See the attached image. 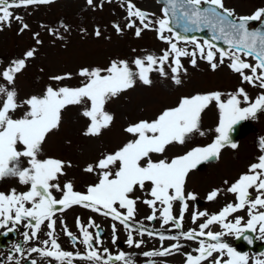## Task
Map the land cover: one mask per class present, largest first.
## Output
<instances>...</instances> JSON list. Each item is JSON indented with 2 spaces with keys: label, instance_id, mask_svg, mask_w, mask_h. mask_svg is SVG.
Wrapping results in <instances>:
<instances>
[{
  "label": "snow or ice",
  "instance_id": "6c2138e0",
  "mask_svg": "<svg viewBox=\"0 0 264 264\" xmlns=\"http://www.w3.org/2000/svg\"><path fill=\"white\" fill-rule=\"evenodd\" d=\"M52 2L53 0H0V25L11 24L15 19L20 22V31L23 32L28 25L23 22V17L14 15L12 9ZM86 3L92 6L93 0H86ZM162 16L163 18L154 21L148 13L137 9L128 0L126 27H135V35L139 37L144 29L152 30L151 25L155 24L157 39L168 45L159 57L147 55L136 58L132 62L135 71L129 67L127 61H113L106 68H82L77 73L83 78L81 86H49L42 96H31L22 103L17 102L14 89L9 90L0 84V179L17 178L21 185L28 186L24 192H17L15 189L8 194L0 192V228H7V232L3 233L7 235L16 231L17 226L23 223L24 228L30 230L22 233L24 242L38 239L42 225L48 229V239L41 241L43 247L30 248L28 256L38 253L41 258H51L57 264H73L77 259L89 261L91 264H133L132 259L123 252L113 256L107 248L99 250L98 246L102 243L101 229L91 218L85 225L77 217L79 236L69 231L61 221L64 234L73 246L79 243L85 247V254L63 251L57 242L56 220L53 217L57 211L62 212L73 206L89 209L122 225L129 232L127 244L139 248L142 241H134L132 231L150 236L154 233L142 227L135 228L131 223L135 218L138 200L132 194L137 189L146 190L151 197L143 200L152 210L146 219L149 222L159 219L161 228L171 224L178 230V235L166 236L161 233L158 236L160 241L174 240L177 243L161 251L146 252V257L173 254L174 250L183 247L179 243L183 239L197 241L199 244L193 250L195 255L186 254L185 264H248V257L235 251L222 237L243 236L251 243L245 233L258 230L260 235L257 239H264V155H260L258 162L250 165L248 171L226 189L228 193L234 194L235 203L225 205L213 215L193 212V224L200 218H205L198 225L199 230L180 231L188 209L187 201H195L197 198L193 193H185L187 175L198 165L218 158L222 148L237 147V143L231 138L235 126L255 118L258 112H264V94L252 101L247 92L239 88L236 93L229 94L226 102L221 100L219 92L185 96L179 100L177 106L164 109L155 119L130 124L124 131L132 139L116 151L102 154L94 164L83 169L86 173H96L98 178V182L89 185L84 193L74 191L71 182H66L63 186L56 183L65 174V167H71V164L66 165L64 161L54 158H39L46 137L59 128L65 108L85 104L82 115L88 119L89 124L83 135L97 137L113 121V116L105 111L108 100L133 88L137 80L144 85H151L152 72L167 77L165 65L170 68L173 83L179 85V73L185 71L181 57L190 56L191 65L196 66L199 56L215 70L218 67V53L219 64H223L225 59L229 60L228 67L240 76L242 82L264 89V8L257 9L249 16L236 17L232 9L224 7L223 0H164ZM136 21H139V27L136 26ZM253 22H258L259 27L250 28L249 25ZM173 25L180 31H174ZM113 27L117 33L121 31L119 25ZM206 29L211 33L212 40L222 42L226 49L217 47L216 43L207 39L200 43L195 37L190 40L194 46L193 51L178 47L179 41L188 40L180 34L181 31L189 33ZM165 32L170 33V36H166ZM95 35H100L98 29ZM39 43L41 41L37 39V44ZM35 51L27 50L23 58L13 60L8 67L0 69V79L13 85L17 74L25 69L26 61L34 57ZM248 58L255 62H247ZM70 78L71 74L51 77L54 81ZM213 101L219 109V122L215 128L217 135L212 143L205 147H195L170 160L153 159L154 154L163 155L169 145L185 144L192 138L193 133L204 136V131L200 129L201 113ZM242 102L248 106L241 107ZM22 106H26L23 116L13 118L12 114ZM261 146L264 148V140L261 141ZM149 185L150 188L146 189ZM53 190L62 193L59 199L54 196ZM250 190L256 192L254 198ZM219 194V190H213L207 195V200L214 201ZM177 201L181 204L178 217L172 212L173 203ZM244 209L248 214L246 221L243 217H234L231 221L228 219L233 213ZM214 224H218L223 231L208 230ZM111 228L112 241L115 243L116 224L113 223ZM89 229H95V232ZM205 240L210 242L206 243ZM15 250L21 253L19 245H16ZM9 260H12L11 256ZM30 264H37V261L32 259ZM255 264H264V260H257Z\"/></svg>",
  "mask_w": 264,
  "mask_h": 264
},
{
  "label": "rangeland",
  "instance_id": "374dc122",
  "mask_svg": "<svg viewBox=\"0 0 264 264\" xmlns=\"http://www.w3.org/2000/svg\"><path fill=\"white\" fill-rule=\"evenodd\" d=\"M127 3L128 0H93V5L89 6L86 0H64L45 6L33 5L27 8L12 9L14 15L23 17V22L28 25V28L23 32L20 30L17 32L21 24L15 19L11 24H5L4 27L0 25V69L8 67L13 60L23 58L27 50L35 49L36 51L34 57L26 61L25 69L17 74L13 85H8L2 79H0V84L9 90L14 89L17 93V102L22 103L31 96H42L49 86L53 88L81 86L83 78L77 73L82 68H106L113 61H127L129 67L135 71L132 62L136 58H144L147 55L161 56L168 45L157 39L155 24L151 25L152 30L144 29L139 37L135 35V27H126L128 23ZM131 3L137 9L149 12L154 21L163 18L154 0H131ZM223 3L225 8L234 11L235 16L252 15L257 9L264 7V0H223ZM135 23L137 27L140 26L139 21ZM113 25H119L121 31L117 33ZM97 29L100 31L99 36L95 35ZM37 33L39 35L35 36ZM164 34L170 36L168 32ZM37 39L41 43L37 44ZM178 47L190 52L194 50L191 43L183 41L178 42ZM203 60L197 56L196 66H191L188 65L191 63L190 56L181 57V64L185 71L179 73L181 79L179 85L173 83L170 78V68L165 65V70L168 72L167 77L160 76L158 72H152L150 74L151 85H144L137 80L133 88L108 100L105 104V111L113 116V121L97 137L83 135L89 124L88 119L82 115L85 104L70 105L65 108L61 114L59 128L48 134L39 157L59 159L66 165L71 164V167H65V174L60 176L56 183L63 186L64 181L71 182L74 191L86 192L89 185L98 182V178L96 173H86L83 169L89 164H94L102 154L114 152L132 139L129 134H127L128 137L122 138L127 126L141 120L155 119L164 109L177 106L182 97L219 92L221 100L226 102L229 94L236 93L237 89L242 87L243 82L238 80L240 76L237 74V78L236 73L227 71L225 61L219 64L218 58V68L213 70L205 65ZM65 74H71V78L62 81L51 79L53 76ZM243 89L252 101L260 95L258 87L251 86ZM246 106L248 105L242 102L241 107ZM25 108L26 106L18 108L12 114L13 118L22 117ZM218 122L219 109L213 101L201 113L200 129L204 131V136L193 133L192 138L185 144L169 145L163 155L154 154L153 159L168 158L170 160L186 154L195 147L209 145L217 135L215 128ZM246 124L250 129L235 141L237 143L235 149L230 146L222 148L218 158L204 162L202 168L197 167L187 175L185 193H193L197 197L196 200L203 202V206L197 207L194 201H187L188 209L184 214L183 227L180 231L199 230L198 225L203 223L205 218L202 217L193 224L191 219L193 212H207L213 215L225 205L235 203L234 194L226 191L230 186L229 183L236 178L239 172L248 170L249 165L258 162V158H255L257 153L264 155L257 149V137L264 135V112H258L255 118L246 120ZM147 188H150V185L146 186ZM213 190H219L220 194L214 201H208L207 195ZM250 191L254 198L256 192ZM53 194L57 199L62 195L55 190ZM132 197L138 198L135 218L131 222L133 227H142L154 234L141 235L138 231H132L134 241H142V243L139 248L130 247L126 242L128 230L115 222L122 241L121 246L117 245L118 253H125L132 259L133 264H185L186 254H196L193 250L199 247L197 241L180 239L179 243L183 247L174 250L173 254L146 257L144 255L146 252L161 251L177 243L174 240L160 241L158 236L161 233L166 236L178 235V230H175L171 224L161 228L159 219L153 224L146 219L152 212L143 203L144 199H151L146 190L137 189ZM180 207L179 201L173 203L174 216H179ZM75 212L82 213V207L77 206L74 212H71V220ZM62 213L64 214V211ZM234 217H243L246 221L248 219L247 210L233 213L228 219L231 221ZM208 230L223 231L218 224L211 225ZM259 235V231H256L255 240L264 247V239H257ZM199 239L202 238H197ZM222 239L235 251L246 255L248 264L264 260V251L246 249L235 235H226ZM205 242L210 241L205 240Z\"/></svg>",
  "mask_w": 264,
  "mask_h": 264
},
{
  "label": "flooded vegetation",
  "instance_id": "af4514ba",
  "mask_svg": "<svg viewBox=\"0 0 264 264\" xmlns=\"http://www.w3.org/2000/svg\"><path fill=\"white\" fill-rule=\"evenodd\" d=\"M249 129L250 128L248 127V124L243 125L244 133H247ZM261 137H264V135ZM69 226L74 228V224H70ZM9 227H11V224H9ZM5 232H7V228H0V264H16L17 261H19V264H30L28 261H31L32 259H35L37 264H55L51 258H41L38 253H32L31 256H28V250L33 246H31L30 241L24 242V236L22 233L25 232V229L23 223L17 226L16 231L8 233L7 235H3ZM62 236L63 234L61 233L58 236V239H61ZM77 236H79V234H77ZM104 236L105 233L103 238ZM65 237L69 244H61L63 246V250H66L67 252H80L81 254H85V247L83 244L80 245L77 243L75 246H73V243L69 240V238L66 235ZM103 238L101 239L102 243L98 247L102 246L104 242ZM16 245L21 247V253L16 252ZM10 256L12 257L11 261L9 260ZM25 257H27V259H25Z\"/></svg>",
  "mask_w": 264,
  "mask_h": 264
},
{
  "label": "water",
  "instance_id": "95a60500",
  "mask_svg": "<svg viewBox=\"0 0 264 264\" xmlns=\"http://www.w3.org/2000/svg\"><path fill=\"white\" fill-rule=\"evenodd\" d=\"M158 1L159 2H162L164 4V0H158ZM173 28H174V31H180L179 29L175 28V25H173ZM180 34L182 36L187 37L188 39H191L193 37H195V38L196 37H201L204 40L207 39V40H209L212 43H216L217 47H220L222 49H226V46L222 42H218V41H213L212 40L211 33L207 29L204 30V31H200V32H189V33H184V32L181 31ZM236 130L237 131H236V133L234 135V138H236V136H238L240 134L239 129L236 128ZM246 236H248L251 239V243H249V241L248 240H245L244 238H243V240L244 241H247V243H248L249 246H254V242H253L251 236L249 234H247Z\"/></svg>",
  "mask_w": 264,
  "mask_h": 264
},
{
  "label": "bare ground",
  "instance_id": "6f19581e",
  "mask_svg": "<svg viewBox=\"0 0 264 264\" xmlns=\"http://www.w3.org/2000/svg\"><path fill=\"white\" fill-rule=\"evenodd\" d=\"M124 137H128V135L124 133V135H123V137H122V138H124ZM118 138H121V137H120V136H118Z\"/></svg>",
  "mask_w": 264,
  "mask_h": 264
}]
</instances>
